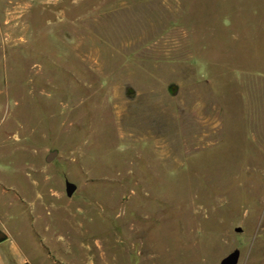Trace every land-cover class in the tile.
Masks as SVG:
<instances>
[{
  "label": "rangeland",
  "instance_id": "obj_1",
  "mask_svg": "<svg viewBox=\"0 0 264 264\" xmlns=\"http://www.w3.org/2000/svg\"><path fill=\"white\" fill-rule=\"evenodd\" d=\"M0 232V264H264V0H0Z\"/></svg>",
  "mask_w": 264,
  "mask_h": 264
},
{
  "label": "water",
  "instance_id": "obj_2",
  "mask_svg": "<svg viewBox=\"0 0 264 264\" xmlns=\"http://www.w3.org/2000/svg\"><path fill=\"white\" fill-rule=\"evenodd\" d=\"M54 153H51L47 160L50 161L53 157H54ZM65 194L68 198H71L72 195L74 194L75 190H76V186L68 181H65ZM241 230L239 228L236 229V232H240ZM5 236L4 234H2L0 232V243H2L3 241H5ZM239 260V251L238 250H234L233 252H231L230 254H228L226 257H224L220 264H237Z\"/></svg>",
  "mask_w": 264,
  "mask_h": 264
}]
</instances>
